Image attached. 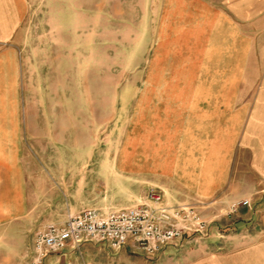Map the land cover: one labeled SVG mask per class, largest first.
<instances>
[{
    "label": "rangeland",
    "instance_id": "obj_1",
    "mask_svg": "<svg viewBox=\"0 0 264 264\" xmlns=\"http://www.w3.org/2000/svg\"><path fill=\"white\" fill-rule=\"evenodd\" d=\"M191 8L183 0H0V22L10 17L6 36L17 46L23 105L46 132L49 123L50 143L25 150L39 175V219L26 230L30 255L35 233L69 212L129 207L160 190L169 203L194 206L207 235L190 233L154 255L91 243L87 257L102 264H264L259 130L249 128L247 147L237 130L241 105L254 111L259 77H192L199 60L193 47L208 45L213 33L198 28ZM195 106L205 113L200 130L193 129ZM208 106L215 129L205 128ZM228 135L233 146L225 156Z\"/></svg>",
    "mask_w": 264,
    "mask_h": 264
},
{
    "label": "crops",
    "instance_id": "obj_2",
    "mask_svg": "<svg viewBox=\"0 0 264 264\" xmlns=\"http://www.w3.org/2000/svg\"><path fill=\"white\" fill-rule=\"evenodd\" d=\"M183 1L191 3V16L197 18L198 28L206 27L210 34L213 33V41L210 40L208 45L193 47L198 51L193 55L199 60L192 62L198 67V73L192 77H259L254 111L248 113L247 105H241L245 109L237 130L243 131L240 143L246 147L249 128L259 130L257 167L264 174V0ZM4 19L0 22V264H21L24 259L28 264L32 258V247L26 239V230L39 219L33 214L37 206L33 187L39 184V175L31 170V154H26L25 150L29 145H40L46 138L50 143L49 123L46 132L35 113L29 116L27 107L23 105L17 46L8 43L6 35L12 33V28L7 14ZM254 36H259V43L252 47L250 42ZM249 50H252L250 60ZM240 97L247 98V92ZM192 109L193 129L200 130V120L205 113L199 106ZM213 110L207 107V129L216 128L215 117L210 116L215 112ZM225 139L227 142L221 145L228 146L223 152L229 156L233 146L231 136ZM211 140L214 142L215 138ZM65 210L71 208L66 205ZM93 245L89 242L77 247L68 244L59 252L47 254L43 264H102L87 257L88 247Z\"/></svg>",
    "mask_w": 264,
    "mask_h": 264
},
{
    "label": "built area",
    "instance_id": "obj_3",
    "mask_svg": "<svg viewBox=\"0 0 264 264\" xmlns=\"http://www.w3.org/2000/svg\"><path fill=\"white\" fill-rule=\"evenodd\" d=\"M207 235L206 223L194 206L167 202L160 190H151L144 202L118 209L89 207L68 214L63 221L49 222L34 236V255L28 264H43L49 253L68 244L104 243L112 249L128 244L146 255L190 233Z\"/></svg>",
    "mask_w": 264,
    "mask_h": 264
}]
</instances>
